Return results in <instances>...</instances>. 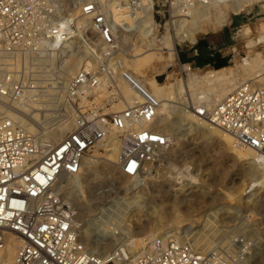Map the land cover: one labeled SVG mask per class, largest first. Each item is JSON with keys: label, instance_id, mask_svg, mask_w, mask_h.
I'll return each instance as SVG.
<instances>
[{"label": "built area", "instance_id": "2783aa9c", "mask_svg": "<svg viewBox=\"0 0 264 264\" xmlns=\"http://www.w3.org/2000/svg\"><path fill=\"white\" fill-rule=\"evenodd\" d=\"M141 1L151 3L160 23L210 0H0V251L6 234L14 235L18 244L12 264H229L210 260L191 243L169 235L147 241L136 253L124 246L93 253L81 241L61 192V177L78 175L84 157L106 139L117 140L119 169L130 178L169 144V135L155 128L158 101L148 90L130 81L138 98L111 113L104 109L121 98L116 91L111 100L97 101L101 87L113 89V76L129 56L112 8L123 4L133 10ZM62 50L82 58L58 87L53 84L57 77L40 65L51 55L60 61ZM122 76L128 78L125 72ZM51 99L57 111L68 108L73 115L72 129L57 143L43 141L7 116L11 108L19 112L16 103ZM196 111L264 165V71L212 107L200 105Z\"/></svg>", "mask_w": 264, "mask_h": 264}, {"label": "rangeland", "instance_id": "374dc122", "mask_svg": "<svg viewBox=\"0 0 264 264\" xmlns=\"http://www.w3.org/2000/svg\"><path fill=\"white\" fill-rule=\"evenodd\" d=\"M261 4L254 1L248 12L229 14V20L221 26L213 27L211 23L214 19L202 22L200 27L203 29L197 35L194 44L188 39L177 38L174 24L170 22L171 18L165 17L159 23V19L155 17L159 26L155 28L157 42L154 47L162 51L158 53L159 58L141 68L139 72L153 77L165 71L168 75L166 76L168 85H173L177 81L180 83V92L172 99V103H169L167 112H162L160 116L165 117L164 123H169V125L165 124L164 128H159L169 135V144L152 162L143 165L137 177L130 178L121 173L118 165L119 156L113 159L109 155L110 151H104L105 148H100L98 143L84 157L89 161L88 165L81 167L82 171L80 170L78 175L69 176L73 182H62L61 192L73 210L74 226L79 232L81 241L89 250L94 248V252L101 255L109 253L116 246H124L129 250V247L124 244L132 241L138 245L132 250V253H136L143 249L147 241L158 237L159 233L169 231V236L179 241L192 243L194 238L198 237L200 245L204 240L207 241L202 249L198 248L199 244L194 248L207 255L210 260L243 264L247 255L251 254L249 262L260 260L261 264H264V166L259 165L255 159L244 157L239 152L242 149L235 146L232 139L229 141L216 129H210L203 124L195 125L192 119L189 120L187 116H184L194 107L191 93L209 87L203 79L190 86L187 84L188 79L202 77L209 70L225 68L227 74L236 78L237 86L247 78L241 66V59L246 57L249 59L256 52H260L261 58L264 59V41L247 44L250 39L257 41L264 33V6ZM197 5L204 7L209 4L197 3ZM120 11L116 12L117 15L120 14V17L128 21L129 16L124 14L127 10L121 13ZM235 19L241 22L238 23ZM243 23H250L251 31L249 35L240 38L236 30ZM225 28L232 30L228 41H225L223 37ZM202 40L208 42L207 47L198 44ZM123 42L125 45L131 43L130 40H123ZM172 42H175L177 52L182 51L191 56L216 47L223 55H226L228 61L218 69L211 65L196 67L194 63L191 68L184 69L177 62L178 60L167 57V50L172 47ZM132 53V49H129V55ZM51 56L49 60L42 61L47 63L40 67L42 71L50 72L51 78L57 77L58 80L53 84L61 87L60 84H64L68 77L60 74V65L66 58L68 64H76L79 55H74L75 58L68 52H61L58 55L60 61L54 58V55ZM127 61L130 59L125 62ZM125 62H123L124 67L131 72V68ZM261 65L264 71V61ZM113 78V89L106 86L99 89L98 102L111 100L112 95L115 94L114 91L123 94L122 76ZM131 87L130 89H133ZM122 97L105 107V113L123 109V107L120 109L116 107L123 101ZM211 99L213 100L214 97L211 96ZM47 102L16 103L14 106L19 112L11 108L7 111V116L16 121L21 119L23 121L21 124L17 122L40 139L50 140L51 138H45L46 135L57 125H65L67 128L61 133L59 138L61 139L70 130L69 128L72 129L73 115L68 108L57 111L54 99ZM215 103L217 101L208 103L210 104L208 107H212ZM27 125H30L31 129L27 128ZM107 140L103 142L109 144L112 140L117 141L114 137ZM106 148H111V145ZM118 149L120 151L119 144ZM220 207L223 209L216 211ZM107 209H110V213ZM116 209L119 213V219L116 222L119 223L121 232L117 235L119 237L117 240L112 235L111 238L98 242L99 244L111 243L108 250L103 252L100 247H96L97 241H94L98 231L94 229L84 234L83 229L88 226L84 223L88 219H97L99 214L105 215L103 213H106L105 217L107 216L104 219H113ZM99 221L102 219H98ZM203 249L206 250L203 251Z\"/></svg>", "mask_w": 264, "mask_h": 264}, {"label": "bare ground", "instance_id": "6f19581e", "mask_svg": "<svg viewBox=\"0 0 264 264\" xmlns=\"http://www.w3.org/2000/svg\"><path fill=\"white\" fill-rule=\"evenodd\" d=\"M254 1L261 2L262 3L261 5L264 6V0H210L208 3H206L209 5L204 6V7L199 6V5H197V3H195L193 5V7L191 8L190 12L186 16L174 13L171 16L170 22L171 23L173 22V24H174V28H175L174 30L176 31V35H177L178 39H180V40L188 39L192 44H194L195 40L197 39V35L200 33V30L203 29V28L201 29V27H200L202 22H208L211 19H214V22L212 21V23H211L213 25V27L214 26H216V27L221 26L224 22H227L229 20V14H238V13H241L243 11L248 12V10L251 9L250 5ZM203 5H205V4H203ZM119 10H121L120 13L123 10H127L124 14L129 16L128 21L123 19V17H120V14L117 15L116 12ZM150 12L152 14L151 3L149 1H141L138 8L133 9V10L127 8L123 4L115 5L112 8L113 24H114L115 28H118V29L120 28L119 34L123 40H130L131 43L128 45V50L132 49V51H133V53L131 55L127 56L123 61V62H125L126 60L130 59V61L125 62V64L129 68H131L132 71L131 72L127 71V68H125L124 65L122 64L121 72L117 73L115 75V76H122V73L125 72V74L128 77V78H126V77L122 76V79H123L122 81L124 82V84L123 85L121 84L122 85L121 89L123 91L122 95H124V97H122L121 94H119V95L124 99L120 103L118 102L119 104H117L116 107H117V109H120V108L124 107L126 105V103H130L135 98H138L137 90L135 89L133 84L130 82V81H132L138 87L148 90L157 99L158 105L156 108V114H157V118H158V126H156L155 128L160 130L159 128L160 127L164 128L165 124L169 125V123L163 122L165 120V117H163V116L160 117L161 113L167 112L166 108L170 107L169 103L172 101L173 98H175V95L178 94V92H180L181 88H180L179 81L174 82L173 85L172 84L168 85V83L166 81V76H168V75L165 74V71H163L162 73L159 72L156 75H154L153 77L146 76V75L142 74L141 72H139V70L141 68L150 64L155 59L159 58L158 53H160L159 51H162V49H159V48L156 49V47H154V45L157 42L155 40V37L157 35L155 28H156V26H159V24L154 20L153 15H152L153 21L151 20ZM130 20H131V22H130ZM83 22H85V21H83ZM250 31H251V24L250 23H243L236 30V34L240 38H242L246 35H249ZM261 41H264V33H262L259 36L257 41H253L252 39H250V40H248L247 44H254L257 42H261ZM198 44H200V43H198ZM202 46H204V45H202ZM207 46H208V44H207ZM207 46H204V47H207ZM215 49H216V47L213 50L206 49V51H211L209 53V56H208L209 59H211V60H214L216 58ZM206 51L204 53H200L198 55H194V56L188 55V56L195 58L199 55H205ZM61 52H68V51L62 50ZM69 54H71V56H72V53H69ZM76 54L79 55L78 56L79 58H77L76 64L70 65V64H68L67 58L64 59L63 63L60 65V68H59V72L61 75H66L69 78V76L77 68V66L79 64L80 57L82 58V54H80V53H76ZM179 54H180V52H177L175 49V42H172V47L168 48V50H167V57L168 58L169 57L175 58V60H178L177 62H179L181 67L184 69L191 68V66H193V62L190 63V62L180 61ZM219 54L222 57H224L226 61H228V58L226 57V55H223L220 51H219ZM261 57H262L261 53L256 52L254 54V56L251 58L249 57V59L247 57L241 59L242 60L241 66L244 68V71H245L244 74L247 75L246 80L254 78L257 75H259V73H261V71H262L261 62L264 61V59H262ZM212 63L213 62H207L201 66H196V67H202L204 65H211L214 68ZM221 67H223V66H221ZM221 67H218V68H221ZM163 68H164V66H163ZM218 68H215V69H218ZM224 69L225 68H222L219 70H209L202 77L192 78V79L190 78L187 80V84H189L191 86V85H194V84L198 83L199 81H201V79H203V80H205L206 84L209 87L207 89H205L206 88L205 87L204 88L205 90H199V91L191 93V96L193 97L194 107L191 109V111L189 113H187L184 116H187V118L189 120L192 119V123H195V125L196 124L197 125L203 124L210 129L211 128L216 129L217 131H219V133H221L222 137H224L230 141L232 138L228 134H226L225 132H223L221 129H219L217 127L216 128L214 126L212 127L211 125L203 122L202 119L199 118L196 114L197 113L196 109H198V107L200 105H204V106L208 107L210 105L208 103H210V102L213 103V102L218 101L227 92H229L230 90H232L233 88L236 87V83H235L236 78L233 75L227 74L228 72H225ZM155 71H156V69H155ZM127 85H128V87H127ZM131 85H132V87H131ZM130 87L133 89H130ZM134 93H135V96H134ZM133 96H134V98H133ZM211 96L214 97L213 100L211 99ZM49 102L51 103V101H49ZM120 110H122V109H120ZM120 110H118V111H120ZM183 114H184V112H183ZM17 121L20 122V124L23 122L21 119H17ZM165 122H167V121H165ZM72 123H73V121H72ZM188 123H190V122H188ZM68 125H70V124H68ZM27 128L31 129L30 125ZM65 128H67V127H65V125L64 126L57 125L56 127L53 128V131L48 133V135H46V137H45V138H51V139L50 140L42 139V140L57 143L60 140L59 138L61 137V133L64 131ZM69 129H71V128H69ZM104 141H108V140L106 139ZM108 145L109 146L111 145V148H106ZM98 146L100 148L101 147L105 148L104 151H110L109 155H111L113 157V159L116 156L120 157V151L118 149L117 141L112 140V142L111 143L109 142V144H105L102 141L98 144ZM239 152L244 157H247V159H255V155H254L253 151H251L250 149H242V151L239 150ZM88 163H89L88 160L83 159L82 167L84 168V166L88 165ZM259 165H262V164H259ZM262 166H264V165H262ZM69 181H72V180H70L69 176H62L61 179L59 180L61 186H62V182H69ZM128 204H129V202H128ZM124 208H125V206H124ZM220 209L222 210L223 207L217 208L216 211H219ZM107 210L109 211L110 209H107ZM216 211H214V213H216ZM102 212H104V211H102ZM112 212H113V210H112ZM114 212H116V214H114V216L111 215L113 217V219L112 218L111 219L110 218L104 219L107 216L105 217L106 213H103L105 215L99 214L97 216V219H94V218L88 219L86 221V223H84V225H86V226L88 225L87 227L85 226L86 228L84 227L85 229H83L84 234H87V231L89 232L90 230L92 231L94 229L96 231H98V232H96L97 236L95 235L96 238L94 239V241H97V243L95 244L96 247L97 248L100 247V249H102L103 252L108 250V247L111 243L105 242V243L99 244L98 242L105 240L107 238H111L112 235H114V238L117 240L119 238L117 235L120 234V232H121L120 231L121 228L119 226V223L116 222L119 219L118 209H116ZM109 213H110V211H109ZM209 215H210V213H209ZM98 219H102V221L98 222ZM91 225H93V226H91ZM76 231L78 232L77 228H76ZM78 234H79V232H78ZM168 235H169V231H165V232L159 233L158 237H166ZM199 243H200V238L198 237V238H194V240L191 244L193 247L196 248V246ZM17 244H18V241H17L16 237L14 235H12L11 233H7L5 236L4 248L0 251V263H4V264H12L13 263ZM137 244H138V242H137ZM206 244H207V241L204 240L202 242V244L201 245L199 244V247L198 246L197 247L199 249H202V246L205 247L204 245H206ZM95 245H94V247H95ZM124 245H127L129 247L130 252H132V250H134L136 248V246H138V245H136V243H133L132 241L125 242ZM204 250H206V249H203V251ZM90 251L95 253L94 248ZM247 256L248 257L246 258L245 262L243 261V264H261L260 260H255V261L249 262L251 254L247 255ZM247 260H248V262H247ZM239 264H241V263H239Z\"/></svg>", "mask_w": 264, "mask_h": 264}, {"label": "water", "instance_id": "95a60500", "mask_svg": "<svg viewBox=\"0 0 264 264\" xmlns=\"http://www.w3.org/2000/svg\"><path fill=\"white\" fill-rule=\"evenodd\" d=\"M236 22L240 23L241 21L239 19H235ZM232 31V30H231ZM230 30H228L227 28L224 29V33L227 34V41L229 40V36H230ZM201 45H204V46H207L208 42L202 40L199 42ZM219 45V44H217ZM216 51V58L214 60H211L209 59V53L211 51H206V54L205 55H199L195 58H192V57H189L185 52H180L179 54V58H180V61L182 62H193L195 64V66H201L203 65L204 63H207V62H213V66L214 68H218V67H221V66H224L226 64V60L224 57H222L220 54H219V50L216 48L215 49Z\"/></svg>", "mask_w": 264, "mask_h": 264}, {"label": "flooded vegetation", "instance_id": "af4514ba", "mask_svg": "<svg viewBox=\"0 0 264 264\" xmlns=\"http://www.w3.org/2000/svg\"><path fill=\"white\" fill-rule=\"evenodd\" d=\"M230 34V33H229ZM224 40L227 41V34H223Z\"/></svg>", "mask_w": 264, "mask_h": 264}]
</instances>
